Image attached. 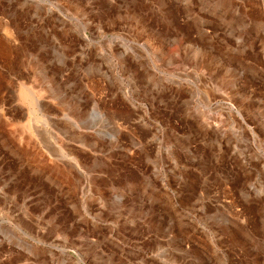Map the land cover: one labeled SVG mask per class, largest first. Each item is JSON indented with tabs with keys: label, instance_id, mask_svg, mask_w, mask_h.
Here are the masks:
<instances>
[{
	"label": "rangeland",
	"instance_id": "1",
	"mask_svg": "<svg viewBox=\"0 0 264 264\" xmlns=\"http://www.w3.org/2000/svg\"><path fill=\"white\" fill-rule=\"evenodd\" d=\"M0 264H264V0H0Z\"/></svg>",
	"mask_w": 264,
	"mask_h": 264
}]
</instances>
